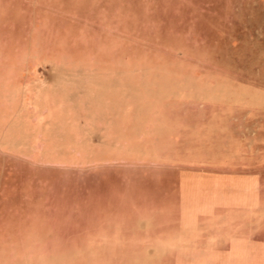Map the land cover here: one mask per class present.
<instances>
[{
    "label": "rangeland",
    "instance_id": "obj_1",
    "mask_svg": "<svg viewBox=\"0 0 264 264\" xmlns=\"http://www.w3.org/2000/svg\"><path fill=\"white\" fill-rule=\"evenodd\" d=\"M0 264H264V0H0Z\"/></svg>",
    "mask_w": 264,
    "mask_h": 264
}]
</instances>
